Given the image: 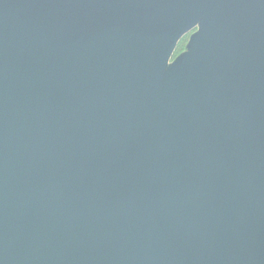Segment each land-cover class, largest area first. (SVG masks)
Listing matches in <instances>:
<instances>
[{"label": "water", "instance_id": "obj_1", "mask_svg": "<svg viewBox=\"0 0 264 264\" xmlns=\"http://www.w3.org/2000/svg\"><path fill=\"white\" fill-rule=\"evenodd\" d=\"M0 264H264V0H0Z\"/></svg>", "mask_w": 264, "mask_h": 264}, {"label": "rangeland", "instance_id": "obj_2", "mask_svg": "<svg viewBox=\"0 0 264 264\" xmlns=\"http://www.w3.org/2000/svg\"><path fill=\"white\" fill-rule=\"evenodd\" d=\"M195 31V29H192L186 33H184L180 39L177 41V44L175 46V49L173 51V54L171 56L170 61H173L176 57H178L179 55H181L184 50H185V46L188 42V39L190 37V35Z\"/></svg>", "mask_w": 264, "mask_h": 264}]
</instances>
